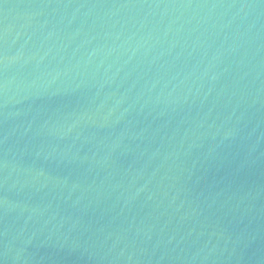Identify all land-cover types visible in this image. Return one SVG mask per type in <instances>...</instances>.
Returning <instances> with one entry per match:
<instances>
[{
	"label": "water",
	"instance_id": "1",
	"mask_svg": "<svg viewBox=\"0 0 264 264\" xmlns=\"http://www.w3.org/2000/svg\"><path fill=\"white\" fill-rule=\"evenodd\" d=\"M0 264H264V0H0Z\"/></svg>",
	"mask_w": 264,
	"mask_h": 264
}]
</instances>
